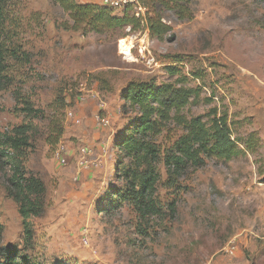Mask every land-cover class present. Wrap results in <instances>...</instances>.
Listing matches in <instances>:
<instances>
[{
    "label": "rangeland",
    "instance_id": "obj_1",
    "mask_svg": "<svg viewBox=\"0 0 264 264\" xmlns=\"http://www.w3.org/2000/svg\"><path fill=\"white\" fill-rule=\"evenodd\" d=\"M187 3L188 20L158 7L171 28L158 41L145 21L138 30L85 35L66 26L69 17L53 0L7 1L13 85L0 93V135L30 127V146L15 156L45 193L42 215L29 220L34 239L27 246L13 170L0 159V246H17L32 264H264V0ZM131 82L192 95L152 140L160 175L153 215L129 195L130 160L116 146L139 117L123 110ZM25 105L36 114L27 116ZM214 111L226 117L240 154L203 156L174 174L165 162L177 154L185 125L199 117L211 130ZM98 117L110 125L98 126ZM56 126L63 135L51 145ZM252 133L254 154L243 147ZM60 145L66 165L55 155ZM84 148L89 167L80 169Z\"/></svg>",
    "mask_w": 264,
    "mask_h": 264
},
{
    "label": "trees",
    "instance_id": "obj_2",
    "mask_svg": "<svg viewBox=\"0 0 264 264\" xmlns=\"http://www.w3.org/2000/svg\"><path fill=\"white\" fill-rule=\"evenodd\" d=\"M8 0H0V93L8 90L13 85L7 65V50L4 44L5 32V10ZM55 5L69 17L71 30L89 33L104 34L113 30L129 27L131 30H138L142 22L136 18L133 6H125L122 11L124 15H115V9L100 7L97 5H81L76 0H53ZM140 5L145 9L144 21L150 37L158 41H164L165 36L171 28L165 25L158 13L159 6L171 8L181 20L191 18L187 0H139ZM155 7V9H154ZM130 13V14H128ZM190 91L174 89L164 85L156 89L149 83L131 82L126 92L123 93V110L134 109L139 114L137 123L122 134L121 142L116 145L130 160L129 181H131L130 196L137 204L139 210L146 215L158 214L160 211L153 204L156 186L160 182V175L156 165L157 150L152 140L160 135L162 129L171 120V115L181 112L189 103ZM27 116L36 114L34 109L28 105L24 107ZM213 123L209 130L201 118L192 119L185 125L186 134L177 143V154L166 158L168 168H174V174L180 169L185 171L188 164L199 165L203 162V156L216 154L224 159H232L241 152L239 141L232 140L226 117H218L214 111ZM51 134L56 145L63 135V129L59 126ZM29 126H21L13 131V135H0L2 148L0 159H4L5 166L11 167L13 176L11 185L16 188L14 198L20 205V214L23 219V234L27 246H32L34 232L30 218H38L44 210L43 183L34 178H26L22 172L21 160L15 156L30 146ZM243 147L256 153L259 145L256 140V133H252L245 141ZM19 156V155H18ZM2 165H0V170ZM170 172V170L168 171ZM173 174V175H174ZM186 174V173H185ZM170 178H174L171 176ZM5 231L0 226V236ZM0 264H32L28 257L22 253L17 246H0Z\"/></svg>",
    "mask_w": 264,
    "mask_h": 264
},
{
    "label": "built area",
    "instance_id": "obj_3",
    "mask_svg": "<svg viewBox=\"0 0 264 264\" xmlns=\"http://www.w3.org/2000/svg\"><path fill=\"white\" fill-rule=\"evenodd\" d=\"M102 6L109 7L112 9H121L125 6H133L136 10V18L139 19L142 23H144V13L145 9L140 5L139 0H102ZM73 117V114H71V118ZM97 124L98 126L102 128H106L110 125V121L107 118H97ZM90 153L88 149L82 150V156L80 157L79 167L80 169H86L89 167L87 156ZM56 158L59 160L61 164H67V152L65 151V147L60 145L56 152H55ZM227 250L228 254H233L235 251L234 246H229Z\"/></svg>",
    "mask_w": 264,
    "mask_h": 264
},
{
    "label": "crops",
    "instance_id": "obj_4",
    "mask_svg": "<svg viewBox=\"0 0 264 264\" xmlns=\"http://www.w3.org/2000/svg\"><path fill=\"white\" fill-rule=\"evenodd\" d=\"M79 4H100L101 5V2L102 0H100L99 3H96V2H92L90 0H76Z\"/></svg>",
    "mask_w": 264,
    "mask_h": 264
}]
</instances>
